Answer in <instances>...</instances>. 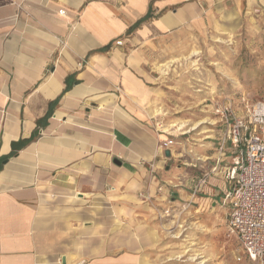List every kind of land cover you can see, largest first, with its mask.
Wrapping results in <instances>:
<instances>
[{"label": "crops", "instance_id": "obj_1", "mask_svg": "<svg viewBox=\"0 0 264 264\" xmlns=\"http://www.w3.org/2000/svg\"><path fill=\"white\" fill-rule=\"evenodd\" d=\"M258 8L264 0H0V264H161L172 150L160 142L173 135L159 132L146 48L209 11ZM201 165L200 176L211 167ZM226 185L213 177L200 198Z\"/></svg>", "mask_w": 264, "mask_h": 264}, {"label": "rangeland", "instance_id": "obj_2", "mask_svg": "<svg viewBox=\"0 0 264 264\" xmlns=\"http://www.w3.org/2000/svg\"><path fill=\"white\" fill-rule=\"evenodd\" d=\"M215 12L203 26L176 30L146 48L158 128L174 139L163 181L168 204L158 218L161 264H257L229 228L225 190L214 202L194 192L201 164L212 166L209 156L217 150L216 109L231 105L241 112L247 101L264 102V8Z\"/></svg>", "mask_w": 264, "mask_h": 264}, {"label": "built area", "instance_id": "obj_3", "mask_svg": "<svg viewBox=\"0 0 264 264\" xmlns=\"http://www.w3.org/2000/svg\"><path fill=\"white\" fill-rule=\"evenodd\" d=\"M116 44L123 41L119 39ZM216 111L221 123L216 156L212 166L197 178L194 192L200 191L209 179L222 175L227 182L222 203L231 204L229 228L247 257L264 264V102L247 101L241 112L231 105ZM173 144L174 139L168 137L160 142V148L170 150ZM155 165L150 163L152 172Z\"/></svg>", "mask_w": 264, "mask_h": 264}, {"label": "trees", "instance_id": "obj_4", "mask_svg": "<svg viewBox=\"0 0 264 264\" xmlns=\"http://www.w3.org/2000/svg\"><path fill=\"white\" fill-rule=\"evenodd\" d=\"M152 15H151V10L148 12V14L142 19V20H146V19H148L149 17H151ZM141 20V21H142ZM217 127L219 128V130H220V128H221V123L220 122H217Z\"/></svg>", "mask_w": 264, "mask_h": 264}, {"label": "bare ground", "instance_id": "obj_5", "mask_svg": "<svg viewBox=\"0 0 264 264\" xmlns=\"http://www.w3.org/2000/svg\"><path fill=\"white\" fill-rule=\"evenodd\" d=\"M162 65H164V64H162ZM162 65H161V66H162ZM156 112L159 113V112H161V111H160V109H156Z\"/></svg>", "mask_w": 264, "mask_h": 264}, {"label": "water", "instance_id": "obj_6", "mask_svg": "<svg viewBox=\"0 0 264 264\" xmlns=\"http://www.w3.org/2000/svg\"><path fill=\"white\" fill-rule=\"evenodd\" d=\"M167 154L170 155V150L167 151Z\"/></svg>", "mask_w": 264, "mask_h": 264}]
</instances>
